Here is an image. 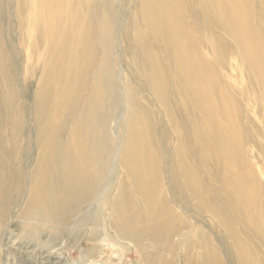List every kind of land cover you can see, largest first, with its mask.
<instances>
[{"label":"rangeland","instance_id":"obj_1","mask_svg":"<svg viewBox=\"0 0 264 264\" xmlns=\"http://www.w3.org/2000/svg\"><path fill=\"white\" fill-rule=\"evenodd\" d=\"M29 2L31 0H0V39L6 54L0 59V106L6 104L4 98L9 96L11 88L13 94L17 93L12 106L28 107L27 113L30 111L31 116L21 128L22 134L25 133L21 141L32 138L26 133H30L31 129L34 132L33 116L38 110L34 104L37 101L36 86L40 72L46 70L41 60L44 46L38 40L39 30L29 29L32 34L29 35L27 25H21V29L18 25L19 18L23 22V14L27 13V10L20 13L19 8L28 9L30 16ZM81 2V6L76 3L70 7L63 5L62 11L85 18L91 3L101 12L108 4L106 7L111 12L108 19L113 22L108 54L114 93L110 95V118L106 125L110 138L116 143V152L111 160L110 175L103 181L96 197L99 200H94V204H86L79 213L47 223L27 212L32 207V194L36 188L37 146L34 152L31 147L30 151L19 148V159L13 167L12 164L9 166L10 162L7 164L11 159L0 157V264H264V89L259 77L252 71L251 60L241 52L242 41L213 22L220 32L217 36L199 28L194 33L191 27L193 32L187 35L190 39L188 50L198 53L207 66L198 74L204 79L212 78L217 87L215 89L214 84L211 87V101L220 108L222 100L230 108V119L219 116L217 125L212 129L214 139L217 136L216 145L221 149L225 146V140L217 130L218 125L227 127L231 123L236 134L233 146L230 150L226 149L224 156L212 154L205 161L200 155L204 147L200 141V126L206 122L208 115L204 109L201 110L200 101L195 97L196 87L191 83L189 88L184 87L185 70L179 68L178 62L175 65L171 54L163 51L154 40L152 25L140 18L141 0ZM196 2L211 21L208 5L203 0ZM183 7L184 13L190 16L189 1L184 2ZM163 31L165 34L170 32L166 26ZM94 52L96 55L92 62L90 59V67L88 63L85 65L88 73L100 63L101 51ZM77 53L80 54V51H76V57ZM155 56L160 61L165 58L162 66L167 76L174 74V87L166 85L162 88H170L167 92L170 109L175 114L180 112L187 116V122H190L192 134L188 132L186 137L175 126L174 120L169 125L151 87L141 86L143 75L140 73L143 71L146 78L153 69ZM133 102L139 105L138 110H151L159 127L157 141L150 138L149 133L146 134L148 139L144 136L147 144L140 151L138 160L142 170L145 168L146 171L147 166L148 170L158 167V176L155 179L154 176L148 177L146 184L145 191H152L155 196L154 206L149 202L142 204V208L147 207L146 220L137 221L139 225H129L121 232L135 231L143 224H156L158 230L154 242L146 233L138 243L123 239L112 227L104 204L107 195L114 192L118 178L119 151L123 149L119 142L122 137L120 129L128 108L134 106ZM72 107H69L68 113ZM181 122L184 124L183 120ZM12 138L11 125L0 118V144L8 139L12 141ZM60 138L64 139V134ZM185 139L194 143L195 148L190 154L184 150ZM120 140L123 141L122 138ZM217 146L214 145L212 151L218 149ZM178 156L187 162L186 166L181 165ZM188 164L195 170L197 181L183 179ZM26 168L30 172L25 173L28 178L23 181L19 177L20 170ZM242 185H245L244 190L239 189ZM160 187L168 192L167 202L158 199ZM198 187L202 192H195ZM128 194L132 201L134 196L139 195L133 182H130ZM151 208L156 211L157 215L152 217L155 219L150 218ZM99 209L101 211L95 220L93 214Z\"/></svg>","mask_w":264,"mask_h":264},{"label":"bare ground","instance_id":"obj_2","mask_svg":"<svg viewBox=\"0 0 264 264\" xmlns=\"http://www.w3.org/2000/svg\"><path fill=\"white\" fill-rule=\"evenodd\" d=\"M81 1L31 0V3L29 2L30 16L28 9L19 8L20 13L27 10V13L23 14L25 16L23 22L20 18V21L18 20L20 29L21 25H27L26 32L29 35H32L28 31L29 29H38L40 32H38L40 34L39 43L44 46L41 60L46 66V70L40 72L36 86L37 101H34V104L37 105L38 110L33 116L34 132L31 129L30 133H26L32 138L21 141L22 136H25L24 132L22 134L21 128L24 127L31 113L29 110V114L27 113V106L20 105L18 108L12 106L17 93L13 94L10 88L9 96L4 98L6 104L0 106V118L9 122L13 137L12 141L8 139L4 144H0L1 159L2 156L5 160L11 159L7 164L10 162L9 166L11 167L12 164L13 167L19 159V148L23 147L30 151L31 147L34 152V148L37 146L36 188L32 194V207L27 212L37 220L47 223H54V219L64 218L68 214L79 213L86 204L91 205L94 204V200H99L96 197L103 181L109 174L111 160L115 158L113 155L116 152V143L110 138L106 125L110 118L108 115V106L112 102L110 95L114 93V83L111 82L110 76L111 59L108 54L113 27V22H109L108 19L111 12L109 7H106L108 4L104 5L101 12L91 2L85 18L80 17V14H71L70 12L65 14L62 11L63 5L70 7L76 3L81 6ZM188 1L191 5L190 16L184 13L185 7H183L184 2L188 3ZM203 1L208 5L210 10L208 16L211 21L203 14L196 0H141L139 15L143 21L151 24L155 29L153 38L162 47V50L170 53L175 65L178 62L179 68L185 70L184 87L189 88L191 83L197 89L195 97L200 101L201 110L204 109L208 115L206 122L200 126L202 136L200 141L204 145L200 155L206 161L212 154L219 157L224 156L227 153L226 149L230 150L233 146L236 134L233 132L234 128L231 123L227 127L218 125L217 130L225 140V146L221 149L216 145L218 140L217 136L214 139L212 129L217 125L219 116H224L226 120L230 119L228 110L230 108L222 100H220V108H217L211 101V87L213 84L215 85V82L212 78L204 79L198 74L199 71L206 70L207 66L198 53L188 50L190 41L187 37L188 32H193L191 28H194V33H197L199 28L200 30L204 29L212 36H217V33L220 32L211 22L223 26L230 35L242 41L241 52L251 60L252 71L259 77L264 89V0H259L258 3L257 0ZM18 5L20 6L19 3ZM256 6L259 7L257 16L255 14ZM95 19H98L97 23ZM89 25H91L90 28ZM165 26L170 30L168 34L163 31ZM219 46L223 48L222 45ZM77 50L80 51V54L77 53L78 57H76ZM95 50L101 51L100 63L93 72L88 73V70H85V65L88 63L90 67V59L92 62V58L96 55ZM5 55L4 45L0 39V59H3ZM155 58L153 69L146 78L143 71L139 72L143 75L141 86L147 88L149 85V88L151 87L150 89L162 109L161 113L163 112L162 114L166 116L169 125L171 126L170 121L174 120L175 126L179 130L181 129L183 137H186L188 132L192 134L190 122H187V116H183L180 112L175 114L170 109L167 94L170 88H162L166 85L174 87L173 84L175 85L176 82L174 74L166 75L162 66V61L165 58L161 61L156 56ZM0 73L2 74L1 68ZM9 83L11 84V82ZM133 104L132 108H128L120 129L123 141L120 138L119 142L123 149L119 151L120 167L118 169H122V171L118 170L114 192L107 195L104 204L109 211L112 227L123 239H130L138 243L146 233L154 242L153 239H156L158 230L156 224L151 226L143 224L135 231L121 232L129 225L146 220L147 207L142 208V204L149 202L152 206L154 199L152 191H145L146 184L148 177L153 178L154 176L155 179L158 176V167L153 166L151 170H148L147 166L146 171L145 168L142 170L138 160L140 151L147 144L144 136L149 133L150 138L157 141V135L160 133L159 127L151 110H138L139 105L136 102ZM79 105L81 107L74 112ZM69 107L73 109L68 113ZM136 113H141V115ZM182 120L184 124H182ZM61 134H64V139L60 138ZM146 138L148 139V136ZM185 141L184 150L190 154L191 149L195 148L194 143L187 142V139ZM12 144L14 148H12ZM214 145L218 149L215 147L216 150L212 151ZM199 147L202 150V147ZM195 151L198 155L197 150ZM178 159L182 166H186L187 162L182 157L178 156ZM188 165L183 179L197 181L195 170L191 164ZM20 172L19 177L24 179L23 181L27 180L28 177L25 173L30 172L29 168L20 170ZM130 182L134 183V187L139 193L134 196V201L128 194ZM239 189L244 190L245 185ZM247 191L246 189L245 192ZM195 192H202L201 187H198ZM158 199L168 201L166 188L161 190ZM148 208L150 210V205ZM151 209L150 218L155 219L152 217L157 215L156 211ZM100 211V209L95 210V214H93L95 220L98 219Z\"/></svg>","mask_w":264,"mask_h":264}]
</instances>
